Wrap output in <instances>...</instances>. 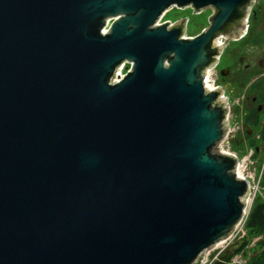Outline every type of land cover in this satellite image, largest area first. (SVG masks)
<instances>
[{
	"label": "water",
	"instance_id": "obj_1",
	"mask_svg": "<svg viewBox=\"0 0 264 264\" xmlns=\"http://www.w3.org/2000/svg\"><path fill=\"white\" fill-rule=\"evenodd\" d=\"M253 4L0 0V264H198L232 231L247 182L204 76ZM184 6L212 9L193 37L159 22Z\"/></svg>",
	"mask_w": 264,
	"mask_h": 264
},
{
	"label": "flooded vegetation",
	"instance_id": "obj_2",
	"mask_svg": "<svg viewBox=\"0 0 264 264\" xmlns=\"http://www.w3.org/2000/svg\"><path fill=\"white\" fill-rule=\"evenodd\" d=\"M263 13L264 0H254L247 33L237 38L238 42L233 49L226 50L230 42L227 43L215 65L217 89L219 95L222 94L226 113L238 116V122H241L239 126L241 140L252 145L256 154L261 151L259 146L264 145L260 132L264 126ZM226 51L228 54H224ZM220 62H224V66H221ZM239 130L237 129L234 136ZM234 139L237 140L236 137Z\"/></svg>",
	"mask_w": 264,
	"mask_h": 264
},
{
	"label": "rangeland",
	"instance_id": "obj_3",
	"mask_svg": "<svg viewBox=\"0 0 264 264\" xmlns=\"http://www.w3.org/2000/svg\"><path fill=\"white\" fill-rule=\"evenodd\" d=\"M211 12H212V9L210 6L202 7L198 11H194V9L190 6H184L181 8L171 7L170 10L166 11L164 13V15H162V18L159 22L172 20L171 22L173 24L174 22L183 21V22H185L183 34L185 36L193 37L194 35L199 33L202 29H204L208 26L209 23H208L207 18L211 14ZM219 41H220L221 45L225 44L226 43V36H218L217 38L214 39V43H219ZM237 42H238L237 39H234V41H230L226 50L229 48L233 49V46ZM223 50H224V48H223ZM222 52H221V55H222ZM224 54H228V51H226ZM219 56H217V59H216L217 61L219 60ZM220 65L224 66V62H222V63L220 62ZM124 67L126 68L125 69V71H126L129 67V63L125 62ZM210 72H211L212 78L215 79V83H217L218 82V80H217L218 79L217 78V66H214V68L211 69ZM231 121H232V124L230 123L228 125L230 127H233V129L237 128L239 130V126H240L241 122L240 121L238 122V116L236 114H233L231 116ZM233 131L229 133L227 138H225L226 140L224 142H220L219 146H221L222 148H230L232 151H234L237 154L238 159H239V168L241 170H243V172L245 174H247L248 176H252V175L255 176L256 173L261 169V165L263 163L262 160H264V145L259 146L260 150H261L259 152V154H254L255 153L254 147L252 145H248L247 143H245L244 141L241 140V135H242V134H240L241 131L239 130V132L235 136H232L230 134H232ZM234 137H236L237 140H235ZM250 148H253L252 153L254 156L250 157V158H246L247 154L249 153ZM262 192L264 195V190ZM255 198H258V197H255ZM255 200L256 199H254V201ZM253 202L250 203L249 210H250ZM249 210H248V212H249ZM246 216L247 215H245L243 221H245ZM242 224H243V222L239 225V232L235 237H237L240 234V232H241L240 228H241ZM244 230L246 231V236H247L246 228H244ZM260 237L261 236H258V235L252 236V237H248L247 242L244 241L246 243L245 245H247V254L245 257H243V261L246 259L247 256H248V258H247V261H248L249 256H251L253 254V252L256 251L255 243ZM246 239H247V237H246ZM237 240H239V239H237V238L233 239V242H231V244L227 247H225V245H226V243H225V244H223L224 245L223 247L211 250L207 256L203 255L201 257V259L198 261V264H200L201 261L204 262L203 264H212L214 261H218L222 264L228 263L227 259H229V257L231 259L233 257V255L238 253L237 252L238 250L233 252V253H231L229 251V247L234 245L237 242ZM214 257H216V258H214Z\"/></svg>",
	"mask_w": 264,
	"mask_h": 264
},
{
	"label": "built area",
	"instance_id": "obj_4",
	"mask_svg": "<svg viewBox=\"0 0 264 264\" xmlns=\"http://www.w3.org/2000/svg\"><path fill=\"white\" fill-rule=\"evenodd\" d=\"M170 24H172V22H170ZM217 44H220L221 45L220 41ZM124 64H125V62L121 63L120 66L118 67V69L116 71V74L118 76H121V75H123L125 73V69L126 68L124 67ZM215 64L209 66L206 69V71H205L204 85H205V88L207 90H215V89L218 88V85L215 83V79L212 78V75H211V72H210L211 69L214 68ZM206 78H208V81H205ZM206 82L209 83V86H207V83ZM219 97L222 99L223 98L222 97V94H220ZM230 123L232 124L231 115L229 113L228 114L226 113V119H225V125L227 127L226 134L221 139L220 142H224L226 140L225 138H227V136L229 135V133L232 132L233 130H234L233 133L230 134L232 136H234V133L237 131V128L236 129H233V127H230L228 125ZM252 149L253 148H250L249 153L247 154L246 158H250V157H253L254 156L253 153H252ZM219 151L222 152V153L231 154V155L235 156V158H236V161H237V165H236V168H235L236 176L238 178H242V179L246 180V182H247V189H246V192L244 193V195L242 197V200L245 203V207H244V210H243V214H242L241 219L234 225L232 231L229 234H227L224 238H222L221 240H219L218 242H216L214 245H212L211 247L206 248L202 252L201 257L203 255H206L207 256L211 250H214V249L223 247L224 246L223 244H225V243H226L225 247L229 246L231 244V242H233V239H235V238H237L239 240L242 239V240L245 241V238L247 236H246V231L244 230V228H245V221H243V219H244L245 215H248L247 212L249 210V205H250L251 202L254 201V199H259V200H261V201L264 202V195H263V192H262L264 190V160H262L263 163L261 162L262 163L261 169L256 173V175L255 176L254 175L248 176L247 174H245L243 172V170H241L239 168V159H238L237 154L234 151H232L230 148H222L221 146H219ZM255 197H258V198H255ZM242 222H243V224H242V226L240 228V231L241 232H240V234L237 237H235L238 234V232H239V225ZM245 244L246 243L244 242L240 246V248L238 249L237 252L239 254L236 253L235 255H233V257L231 259H230V257H229V259H227V262L228 263H226V264H246L248 256L243 261V257H245L246 254H247V245H245ZM214 258H216V257H214ZM203 263H204L203 261L200 262V264H203Z\"/></svg>",
	"mask_w": 264,
	"mask_h": 264
},
{
	"label": "trees",
	"instance_id": "obj_5",
	"mask_svg": "<svg viewBox=\"0 0 264 264\" xmlns=\"http://www.w3.org/2000/svg\"><path fill=\"white\" fill-rule=\"evenodd\" d=\"M261 136L264 139V126L260 130ZM256 154V153H255ZM245 228L248 237L261 236L255 243L256 251L249 257L247 264H264V202L256 199L246 217ZM212 264H222L214 261Z\"/></svg>",
	"mask_w": 264,
	"mask_h": 264
},
{
	"label": "bare ground",
	"instance_id": "obj_6",
	"mask_svg": "<svg viewBox=\"0 0 264 264\" xmlns=\"http://www.w3.org/2000/svg\"><path fill=\"white\" fill-rule=\"evenodd\" d=\"M171 9V7L170 8H168V9H166L165 11H164V13L166 12V11H168V10H170ZM164 13L162 14V15H164ZM161 18H162V16H161ZM161 18L159 19V21L161 20ZM125 65V64H124ZM205 81H208V78H206V80ZM207 83V82H206ZM207 86H209V83H207ZM211 86V85H210Z\"/></svg>",
	"mask_w": 264,
	"mask_h": 264
}]
</instances>
